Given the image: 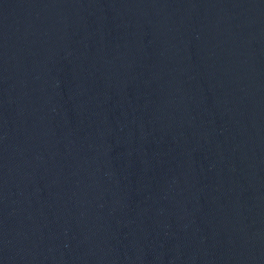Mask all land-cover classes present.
<instances>
[{
  "label": "water",
  "instance_id": "1",
  "mask_svg": "<svg viewBox=\"0 0 264 264\" xmlns=\"http://www.w3.org/2000/svg\"><path fill=\"white\" fill-rule=\"evenodd\" d=\"M0 264H264V0H0Z\"/></svg>",
  "mask_w": 264,
  "mask_h": 264
}]
</instances>
